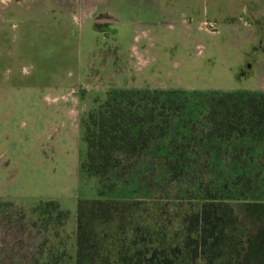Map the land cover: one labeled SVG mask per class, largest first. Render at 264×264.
Wrapping results in <instances>:
<instances>
[{
	"label": "rangeland",
	"instance_id": "374dc122",
	"mask_svg": "<svg viewBox=\"0 0 264 264\" xmlns=\"http://www.w3.org/2000/svg\"><path fill=\"white\" fill-rule=\"evenodd\" d=\"M262 8L264 0H0V264H75L77 202L100 193L128 200L133 236L147 229L168 241L205 201L264 200V138H219L208 119L214 91L264 82ZM113 89L150 91L130 99L140 112L164 103L157 121L167 129L100 179L82 165V125Z\"/></svg>",
	"mask_w": 264,
	"mask_h": 264
},
{
	"label": "trees",
	"instance_id": "16d2710c",
	"mask_svg": "<svg viewBox=\"0 0 264 264\" xmlns=\"http://www.w3.org/2000/svg\"><path fill=\"white\" fill-rule=\"evenodd\" d=\"M149 92L113 89L100 107L87 114L82 125L86 146L82 165L89 175L102 179L118 166V156L141 154L151 140L165 135L167 121H157L165 104L157 113L153 107L140 112L130 99ZM152 92L174 95L175 90ZM213 93L208 109L213 135L253 133L264 138V93ZM126 201L103 199L101 193L78 200L75 264H264V200L230 205L205 201L184 220L186 233L169 241L165 234L153 238L145 227L146 237L133 236L137 227L125 223ZM103 226L107 230H101ZM121 233L126 237L121 238Z\"/></svg>",
	"mask_w": 264,
	"mask_h": 264
},
{
	"label": "crops",
	"instance_id": "0c3cea01",
	"mask_svg": "<svg viewBox=\"0 0 264 264\" xmlns=\"http://www.w3.org/2000/svg\"><path fill=\"white\" fill-rule=\"evenodd\" d=\"M246 11H247V8H246ZM261 11L264 13V9L263 8H262ZM231 33H232V36H235L237 34H240V31L238 29H232ZM242 34H244V33L242 32ZM246 91L264 93V82L258 88H256L255 90H246Z\"/></svg>",
	"mask_w": 264,
	"mask_h": 264
}]
</instances>
